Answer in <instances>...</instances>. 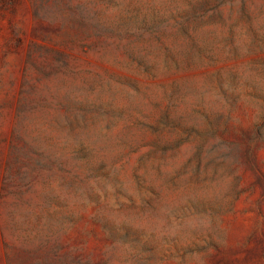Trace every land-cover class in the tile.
Masks as SVG:
<instances>
[{"label": "rangeland", "instance_id": "obj_1", "mask_svg": "<svg viewBox=\"0 0 264 264\" xmlns=\"http://www.w3.org/2000/svg\"><path fill=\"white\" fill-rule=\"evenodd\" d=\"M0 264H264V0H0Z\"/></svg>", "mask_w": 264, "mask_h": 264}]
</instances>
